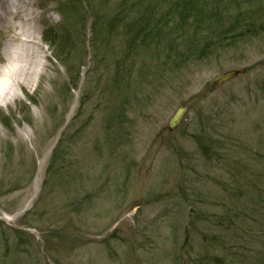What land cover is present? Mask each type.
<instances>
[{
	"label": "rangeland",
	"instance_id": "rangeland-1",
	"mask_svg": "<svg viewBox=\"0 0 264 264\" xmlns=\"http://www.w3.org/2000/svg\"><path fill=\"white\" fill-rule=\"evenodd\" d=\"M10 1L36 17L42 68L6 96L0 76L10 122H0V264H249L264 248V225L250 218L264 206V37L161 78L153 68L163 62L129 51L128 22L105 40L87 5L73 13L72 0ZM11 39L0 32V68ZM59 41H68L65 64ZM232 70L242 75L211 85ZM228 217L227 230L214 227Z\"/></svg>",
	"mask_w": 264,
	"mask_h": 264
},
{
	"label": "trees",
	"instance_id": "trees-1",
	"mask_svg": "<svg viewBox=\"0 0 264 264\" xmlns=\"http://www.w3.org/2000/svg\"><path fill=\"white\" fill-rule=\"evenodd\" d=\"M115 3L117 6L110 16L98 17L96 11H93V6L108 9ZM83 5H87L88 14H92L91 17L94 18L91 23L92 32H105V40L109 39L114 30L128 22L124 40L129 51L138 55L145 51L156 62H163L162 67L153 68L154 74L161 78L167 73L174 75L189 65L218 58L223 53L241 50L254 40L264 37V0H72L66 5V11L77 13ZM51 32L49 27L44 34L51 38V44L45 38L46 45L50 47L57 41L56 34ZM67 43L68 41H59L55 46L58 47L55 57L62 64H65L63 58L69 53H65ZM0 122L4 128H9L10 122L4 115H0ZM200 149L204 151L202 154L207 159L216 156L214 148L204 145ZM58 153L57 148L53 150L47 172H50L57 160ZM224 187L228 191L231 184ZM246 191L252 193L251 189ZM263 210L264 206L260 204L251 211V220L264 225V215L261 214ZM197 215L198 212L194 214L196 220ZM232 223L233 219L228 217L227 220L221 219L214 227L227 230ZM213 232L211 230L208 234ZM213 238L212 236L209 240L212 241ZM241 238L233 249L240 260L242 249L245 247L247 250ZM254 252L256 256L248 260L249 264L264 263V248H256ZM215 261L216 264H223L219 257ZM237 264L243 262L237 261Z\"/></svg>",
	"mask_w": 264,
	"mask_h": 264
},
{
	"label": "bare ground",
	"instance_id": "bare-ground-1",
	"mask_svg": "<svg viewBox=\"0 0 264 264\" xmlns=\"http://www.w3.org/2000/svg\"><path fill=\"white\" fill-rule=\"evenodd\" d=\"M8 7L10 5L5 3L0 5V32L3 33L4 29L8 28L12 33L10 42H5L3 46V54L7 58L8 65L0 68V76L8 79L7 84L3 88L4 93L2 95L4 96L13 91L11 86L17 87L22 82H27L28 77L37 76L40 68H42L40 67L41 63L38 62L39 46L35 43V36L33 35L36 17L32 13L30 6H12V10H17L14 16L11 15ZM16 17L20 21L14 25ZM24 60L27 63L23 64ZM12 96L16 97L15 92ZM37 177L39 179V175Z\"/></svg>",
	"mask_w": 264,
	"mask_h": 264
},
{
	"label": "water",
	"instance_id": "water-1",
	"mask_svg": "<svg viewBox=\"0 0 264 264\" xmlns=\"http://www.w3.org/2000/svg\"><path fill=\"white\" fill-rule=\"evenodd\" d=\"M241 75L240 71L232 70L231 72H226L221 74V76H218L214 79L212 82V85L219 86L221 83L231 81V79L236 78ZM184 108H179V110L176 111L175 115L169 120L167 130H173L178 126V123L180 122V119L182 117V113L184 112Z\"/></svg>",
	"mask_w": 264,
	"mask_h": 264
}]
</instances>
